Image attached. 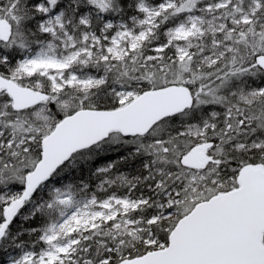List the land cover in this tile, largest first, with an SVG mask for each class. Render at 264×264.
Segmentation results:
<instances>
[{"label":"snow or ice","instance_id":"1","mask_svg":"<svg viewBox=\"0 0 264 264\" xmlns=\"http://www.w3.org/2000/svg\"><path fill=\"white\" fill-rule=\"evenodd\" d=\"M0 264H264V0H0Z\"/></svg>","mask_w":264,"mask_h":264}]
</instances>
